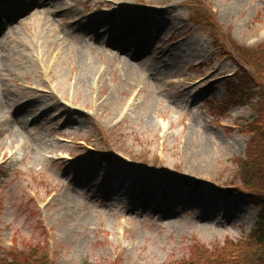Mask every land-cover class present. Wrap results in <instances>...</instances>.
Here are the masks:
<instances>
[{
	"label": "rangeland",
	"instance_id": "374dc122",
	"mask_svg": "<svg viewBox=\"0 0 264 264\" xmlns=\"http://www.w3.org/2000/svg\"><path fill=\"white\" fill-rule=\"evenodd\" d=\"M21 11L0 28V264H263L264 0Z\"/></svg>",
	"mask_w": 264,
	"mask_h": 264
},
{
	"label": "trees",
	"instance_id": "16d2710c",
	"mask_svg": "<svg viewBox=\"0 0 264 264\" xmlns=\"http://www.w3.org/2000/svg\"><path fill=\"white\" fill-rule=\"evenodd\" d=\"M248 96L244 98L241 97L235 103L240 102V100L243 101V104L247 103L249 101ZM248 104L249 103H247L246 105ZM252 201L255 204V206L260 209V211L258 215V221L254 228L253 234L250 235V237L251 240L256 242V244L261 249L260 251L263 254L259 256L258 261H261L264 264V194L262 195L257 194L256 196H254V199H252ZM201 250L204 251L203 255H206V257L199 256V257H195L193 260L189 259L188 264H222L223 261L226 260L222 256V254H220L219 250L209 251L206 248L205 249L201 248ZM219 256H220V260H219Z\"/></svg>",
	"mask_w": 264,
	"mask_h": 264
},
{
	"label": "bare ground",
	"instance_id": "6f19581e",
	"mask_svg": "<svg viewBox=\"0 0 264 264\" xmlns=\"http://www.w3.org/2000/svg\"><path fill=\"white\" fill-rule=\"evenodd\" d=\"M144 9H147V7H144ZM150 10H151L150 13H147V14H149L151 16H154V17L155 16H158V17L162 16V14L159 13V12H162L161 8L153 7ZM143 12L146 13V11H143ZM139 20L142 21L143 20V17L140 16L139 17ZM131 33L136 34V32H131ZM125 46H127V45H125ZM196 50H198V49L196 48Z\"/></svg>",
	"mask_w": 264,
	"mask_h": 264
}]
</instances>
